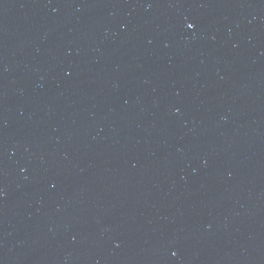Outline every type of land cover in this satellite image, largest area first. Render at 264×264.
Here are the masks:
<instances>
[{
	"label": "water",
	"instance_id": "obj_1",
	"mask_svg": "<svg viewBox=\"0 0 264 264\" xmlns=\"http://www.w3.org/2000/svg\"><path fill=\"white\" fill-rule=\"evenodd\" d=\"M0 264H264V0H0Z\"/></svg>",
	"mask_w": 264,
	"mask_h": 264
},
{
	"label": "snow or ice",
	"instance_id": "obj_2",
	"mask_svg": "<svg viewBox=\"0 0 264 264\" xmlns=\"http://www.w3.org/2000/svg\"><path fill=\"white\" fill-rule=\"evenodd\" d=\"M189 26H191V25H189Z\"/></svg>",
	"mask_w": 264,
	"mask_h": 264
}]
</instances>
